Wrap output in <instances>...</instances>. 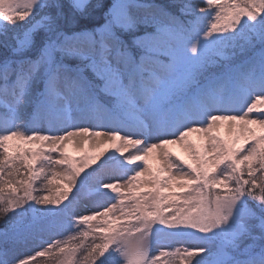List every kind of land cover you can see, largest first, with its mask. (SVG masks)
<instances>
[{
  "label": "snow or ice",
  "instance_id": "obj_1",
  "mask_svg": "<svg viewBox=\"0 0 264 264\" xmlns=\"http://www.w3.org/2000/svg\"><path fill=\"white\" fill-rule=\"evenodd\" d=\"M0 48V264H264V0H0Z\"/></svg>",
  "mask_w": 264,
  "mask_h": 264
},
{
  "label": "rangeland",
  "instance_id": "obj_2",
  "mask_svg": "<svg viewBox=\"0 0 264 264\" xmlns=\"http://www.w3.org/2000/svg\"><path fill=\"white\" fill-rule=\"evenodd\" d=\"M2 110V109H1ZM84 123H87V122H84ZM235 126L234 125H231L229 124L228 122H221L220 124H218L217 126V131L219 132V134L221 136H223L225 139H228L229 142L232 141L233 139V128ZM255 127V126H253ZM194 140H196V143L198 145L202 144L203 141L201 140L200 138V135L199 134H193V137H192ZM79 139V138H77ZM102 139H105V138H102ZM241 144H244V139L241 138V140L239 141V143H237V147H239ZM88 148L92 151L93 154H96L97 151L99 150L98 149V146L96 144H90L88 146H85L83 145V143H78V144H73L71 145L69 148H68V154L70 156H72L73 158H80L81 156L84 155V151H85V148ZM168 148L175 152L177 156L181 157L182 159L184 160H188L189 163H194L193 159L191 158V156L180 146V145H169ZM103 158V157H102ZM149 164L151 165V169L152 171L154 172H159V168L161 166H167V161L164 160V159H160V158H157L155 155H153L152 157L149 158ZM55 171L57 172H60L61 169L59 167H57L55 169ZM177 172L176 169H173L172 171V175H175ZM161 178H164L165 176L169 175L170 173L168 172H163V173H159ZM147 173L145 174V176L147 177ZM53 183L57 186H62L61 182L59 180H55L53 181ZM38 185H39V182H38ZM152 187V185L150 184H145L141 187L140 191L141 192H146L148 191L150 188ZM179 190V189H178ZM164 192H167L168 189H164L163 190ZM38 194H42V193H38ZM73 194H75V190L73 192ZM97 199H101L100 197L97 196V194L93 191V190H89V189H86L84 190L82 193H81V207L80 211L83 212V205L85 203L89 204V205H92L94 204V202L97 200ZM104 200H107V198H103ZM84 214H88V213H84ZM93 225L96 224V221H93L92 222ZM53 239H55L56 237H59L58 236H52ZM172 241L173 239L171 238H165L163 236H158L155 238V242H154V247L157 248V249H161L163 248L165 251H172L174 250L175 247H187V246H173L172 245ZM48 243V242H47ZM47 243L45 245H43L42 247L38 248V251H41V250H44ZM30 253V254H29ZM28 254H25L24 256L22 257H26L28 255H34L36 253V251H33V252H29ZM61 257H64V260L63 258H61L60 260L57 258V264H61V262H64L67 260V256L64 255V256H61ZM165 259H169V257H161V262H163ZM176 262V264H181V261L179 258H176L174 260Z\"/></svg>",
  "mask_w": 264,
  "mask_h": 264
},
{
  "label": "trees",
  "instance_id": "obj_3",
  "mask_svg": "<svg viewBox=\"0 0 264 264\" xmlns=\"http://www.w3.org/2000/svg\"><path fill=\"white\" fill-rule=\"evenodd\" d=\"M151 2L157 3V4H162V5H170L172 3V0H151ZM173 11H175V9H172ZM3 52V49L0 48V53ZM0 111H3V109ZM90 190V188H88ZM86 190V189H85ZM71 198V197H70ZM38 207H43V206H38ZM2 215V214H0ZM9 216L12 215V213L10 212L8 214ZM7 219V217H3L2 219H0V228L4 227V220ZM71 233H65L62 230L61 231H57L55 233H44L42 235H39L33 239H29L27 242L21 244L18 247L17 250V254L20 256H24L25 254H28L29 252H33V251H38V248L42 247L43 245H45L49 240H52L53 237L52 236H58L55 239H60V240H66L68 238V235H70ZM93 236L90 235L89 237H87L85 239V243L88 244L92 241ZM191 243H193V241L189 240L188 242H178L177 240L173 239L172 241V245L173 246H189ZM30 254V253H29ZM64 256V254H60L57 251L53 250L51 255L45 256V257H37L35 261L32 262V264H57V258L60 260L61 257ZM78 256H81L82 258V254L78 252ZM169 259H165L163 262H161V264H165V261H168ZM62 264V262H61ZM172 264H176L175 261L172 262Z\"/></svg>",
  "mask_w": 264,
  "mask_h": 264
}]
</instances>
